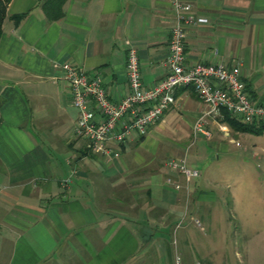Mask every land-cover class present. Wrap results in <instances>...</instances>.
<instances>
[{
	"label": "crops",
	"instance_id": "1",
	"mask_svg": "<svg viewBox=\"0 0 264 264\" xmlns=\"http://www.w3.org/2000/svg\"><path fill=\"white\" fill-rule=\"evenodd\" d=\"M189 1L207 22L187 28L184 66L239 64L252 97L264 100V0ZM172 21L171 0L7 3L0 37V264H174L177 254L186 263L198 260L183 230L212 221L224 199L202 187L199 159L188 154L220 160L215 154H230L234 137L264 129H241L239 117L211 111L186 86L146 135L108 143L117 157L93 153L74 133L78 110L61 72L69 62L99 74L117 100L128 87L132 46L150 85L167 72ZM196 123L205 133L194 131ZM181 159L198 175L170 165Z\"/></svg>",
	"mask_w": 264,
	"mask_h": 264
},
{
	"label": "built area",
	"instance_id": "2",
	"mask_svg": "<svg viewBox=\"0 0 264 264\" xmlns=\"http://www.w3.org/2000/svg\"><path fill=\"white\" fill-rule=\"evenodd\" d=\"M173 21L170 28L168 55L165 59L167 72L158 81L147 85L142 81L136 48L129 46L126 53L125 72L128 87L122 97L112 100L99 74H90L79 65L69 62L61 65L62 78L71 92V103L78 110L74 126L76 136L87 142L93 153L118 156L109 147L110 141L124 142L132 132L144 136L150 127L162 120L165 111L175 103L174 92L178 88L193 87L198 99L207 104L211 111L224 108L232 116L239 117L245 124L264 129V100L254 98L242 79L239 64L222 61L197 62L184 66V39L189 26L205 23L192 10L189 0H171ZM195 132H203L199 123ZM207 133V132H206ZM170 165L178 167L187 176H196V169H188L184 159L172 160ZM174 264L191 263L175 255Z\"/></svg>",
	"mask_w": 264,
	"mask_h": 264
},
{
	"label": "rangeland",
	"instance_id": "3",
	"mask_svg": "<svg viewBox=\"0 0 264 264\" xmlns=\"http://www.w3.org/2000/svg\"><path fill=\"white\" fill-rule=\"evenodd\" d=\"M229 149L212 162L188 154V160L199 159L202 187L222 194L224 202L216 205L212 221L201 222L200 229L191 224L183 235L203 264H264V132L238 135ZM216 173L221 177L213 178Z\"/></svg>",
	"mask_w": 264,
	"mask_h": 264
},
{
	"label": "trees",
	"instance_id": "4",
	"mask_svg": "<svg viewBox=\"0 0 264 264\" xmlns=\"http://www.w3.org/2000/svg\"><path fill=\"white\" fill-rule=\"evenodd\" d=\"M9 1L10 0H0V37L2 35V24L5 18V14H6V5ZM240 127L243 130L254 132V133L259 132L261 129L259 127H255L252 124H244V123H242Z\"/></svg>",
	"mask_w": 264,
	"mask_h": 264
}]
</instances>
